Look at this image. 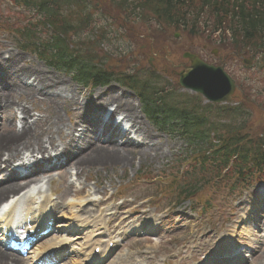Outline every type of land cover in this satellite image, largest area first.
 Masks as SVG:
<instances>
[{"label":"rangeland","instance_id":"1","mask_svg":"<svg viewBox=\"0 0 264 264\" xmlns=\"http://www.w3.org/2000/svg\"><path fill=\"white\" fill-rule=\"evenodd\" d=\"M89 1L91 2V5L88 3L91 7L90 12L93 14V18L89 23L94 25L93 28H95L93 29V35L103 36L105 42L100 47L91 43L92 38H88L91 35L89 30L80 36L78 46H81V39L86 42L87 38L86 44L88 43V47L95 50L92 58L103 62L106 67L121 69V66H124L122 70H131V72L137 66L143 65L148 69V66L151 65L152 70L163 77L166 85L170 87L176 86L179 73L185 67L190 66V62L184 59L186 54L195 55L209 65L219 64L225 68L231 79L236 84L238 83V87H240L233 98V103L234 101L236 105L239 102L243 103L244 99L242 98L249 96L250 101L247 103L246 100L243 103L247 107L245 111L250 114L247 118L246 130H249L253 135H257V137L264 134V103L255 97V92L264 89V87H261L264 86V77L262 78L263 82L259 85L251 80L253 71L258 69L259 65L253 63L254 67L249 70L241 64V60L244 58L242 59L233 52L219 47L218 41L222 39L224 32L214 35L209 34V30L213 27L212 21L209 19L210 10L204 9L205 13L199 18V26L208 23L209 27L201 30L198 37L190 38L183 30L176 31L172 28L168 40L163 35L152 34L153 29L151 27L137 24L138 21H135L129 15L131 17L130 22L124 14L120 15L116 11L108 0ZM5 2L6 0H0V16H4L2 17L3 23H0V56L4 57L5 61L8 60L12 63L13 70L20 72L23 69L36 68L35 70L46 77L64 83L68 88L66 96L78 100L77 102L80 105L91 101L96 95H111L114 88L119 87L117 84H112L105 88L84 89L77 85L72 77L64 71L51 67L45 60L37 56L21 52L17 47L14 36L11 37L8 32H3L1 28L11 31L17 30L18 25L24 26L28 19L25 21L15 20V13L30 17L32 9L17 4L16 6L5 4ZM36 21L34 19V22ZM41 31L44 32L42 29ZM175 34H179V36L176 38ZM224 37H226L225 42H228L229 35L226 33ZM214 52H217V56H214ZM218 58L222 62L218 61ZM3 69L4 64L0 63V74H2L0 81L4 76ZM246 88L249 89V92L246 91ZM114 92L117 93L116 90ZM182 93L195 95L179 87L178 94ZM14 100L17 105L20 101L21 105L28 106L32 109V114L41 116L44 120L46 118V120H49L50 117L53 118L52 108L47 102L39 100L33 102L26 96H19ZM133 102L136 109H138L137 113L155 141L159 142L160 145H164V154H158V161L149 159L141 165L136 160L133 167L128 166L124 170L117 167L106 169L94 167L84 172L78 180L76 177L75 180H71L76 186L74 193L64 198L63 208L68 210L70 198L75 197V204L80 205L75 207L76 210L93 211L97 216L102 214L100 220L103 222L102 228L99 230L88 226L87 234L93 231L95 232L93 238L97 241H103L104 244L111 241L118 245L115 250V252L118 251L116 255L124 256L121 264H163L165 260H172L175 255L178 256L181 251L184 252V262H191L195 260L193 255L194 245H191V249L188 251L181 249L180 246L192 241L195 236L202 239L205 235L210 234L213 236L210 241L208 239L202 240V243L206 244L203 251H207L202 254L205 255L218 246V236L223 235V231L227 230L229 226H235L236 221L240 222L241 225L236 226L237 232L234 240H232L234 242L233 246L238 245L243 252L251 250V254L250 252L248 254V260L251 264H264V238H261L264 237V225L262 226L260 223L256 229L257 220L264 215V206L259 204L248 208L247 204L251 201L247 196L258 187H255L258 185L257 182L264 181V170L259 175L254 169L251 170V182L245 181L249 185L244 186L245 188L234 189L235 192L229 189L230 186L240 187L241 184L232 175L233 181H228V184H224L223 187L220 182L211 180L208 185L206 184L207 186L201 187V192L194 199L187 202L182 198L180 200L177 192H168L170 184L163 181H165L167 175L173 174L176 175L175 177L178 175L180 177V174L184 173L188 166L191 168L196 166V157L189 159L188 154L194 148L182 140L181 137L158 130L143 115L139 101L134 100ZM67 106L68 104L63 109H59V112L64 124L73 126L75 121H79L80 114L79 111L78 114L75 112V107L67 108ZM89 119H93V117L89 116ZM52 122L55 124L58 123V120L53 119ZM81 126H84V124L81 123ZM47 129L42 128L43 131ZM211 138H216L214 133ZM195 144L205 149L209 147L207 143L196 142ZM187 160L188 162L185 163ZM70 172H72V169H64L59 174L52 175L55 180L57 176L61 179L60 184H53L51 192H53L55 198L57 196L56 191L60 192V188L66 180L65 176ZM212 172L214 170L209 169V174ZM52 176H48V178H52ZM149 179H154V182H148ZM220 185L221 189L216 191V187ZM49 189L48 186L47 190L49 191ZM80 189H86L92 194L95 192V197L84 198L82 195L78 197ZM51 192H48V195H51ZM108 198L109 201L103 204ZM89 215L86 217H89ZM124 219H127L123 223L124 226L121 229L116 228L120 221ZM147 225L150 230L156 229L161 231V234L150 236L134 232L136 229L143 230ZM200 230L203 231L200 233ZM118 233L120 236L116 237ZM216 233H218V236ZM56 237H51V241ZM179 260L180 258H175V264Z\"/></svg>","mask_w":264,"mask_h":264},{"label":"trees","instance_id":"2","mask_svg":"<svg viewBox=\"0 0 264 264\" xmlns=\"http://www.w3.org/2000/svg\"><path fill=\"white\" fill-rule=\"evenodd\" d=\"M12 1L32 7L36 13V22L28 20L24 26H17L15 33L22 48L38 54L42 52V57L53 66L66 71L84 85L105 86L111 82H118L138 90L146 105H154V108L148 107L147 110L150 118H163V126L169 121L175 122L176 124L165 127L174 130L195 146L196 142L208 144L209 148L197 146L193 152L200 170L189 167L181 182H179L181 177L165 176L170 184L169 192H177L179 199L187 200L193 197L211 180L220 182L223 186L227 185L228 181H233L235 176L240 183L247 185L249 183L245 181L251 182V170L257 171V175L263 173L264 134L257 137L246 130L250 114L245 111L247 107L243 103L246 100L247 103L250 101L249 96L243 97V103L239 102L235 107H222L203 105L198 97L177 96L171 93L170 96L177 98L179 103H173L169 109L167 107L171 101L169 93L165 91L163 83L160 82L161 78L159 80L155 72L143 65L137 66L132 72L122 70L124 66H121V69L106 67L103 62L92 58L95 50L88 47L87 38L86 42L81 39V46H78L80 36L88 30L91 32L88 37L92 38L91 43L99 47L105 44L103 36L93 35L95 28L89 23L93 18L91 7L88 5L91 3L89 0ZM108 2L130 22L132 17L138 21L137 24L143 26L150 27L154 24L153 32L163 36V33L167 34L174 28L176 31L183 30L190 38L198 37L201 30L209 27L208 23L199 26V18L205 13L204 9L210 10L209 19L213 27L209 34L224 32L222 39L218 41L220 48L239 55L244 53L253 55L259 66L253 71L251 80L258 85L263 82L264 0H108ZM16 18L19 21L26 20V17L20 15ZM2 20L0 16V22H3ZM41 27L48 33L51 32L49 37L48 33L44 34L48 38H41L43 35V32L39 31ZM226 33L229 35L230 43L225 42ZM246 91L249 92V89L246 88ZM255 97L264 103V89L255 92ZM160 112L163 115H160ZM213 133L216 140L211 138ZM208 159H212V163L208 164ZM212 167L215 170L209 174ZM199 183H202V186L199 187ZM229 189L234 190L236 186L231 185Z\"/></svg>","mask_w":264,"mask_h":264},{"label":"bare ground","instance_id":"3","mask_svg":"<svg viewBox=\"0 0 264 264\" xmlns=\"http://www.w3.org/2000/svg\"><path fill=\"white\" fill-rule=\"evenodd\" d=\"M0 63L4 64L5 62L0 60ZM6 69V74L3 72L4 76L0 82V114L3 117L2 123H0V201L11 197L15 198L14 208L11 211L14 212L15 206L19 202L31 201V196L34 193L38 195L44 194L43 196H46L49 194L48 192L52 191L53 184L61 183L59 176L55 180L52 176L53 174H46L41 171L34 174L26 183L17 182L10 178L2 180L4 178V171H8L10 163L14 162V160H31L36 166L39 165L41 167L40 163L42 162L45 165L50 160L48 157L53 153H57L56 156L60 158L63 155H68L70 162H67L65 168L66 170L72 169V172H76L75 177L78 180L81 174L94 167L100 169L117 167L118 169L124 170L128 166L133 167L136 160L141 165L145 160L149 159L158 161V154H164V145H160L159 142L155 141L153 135L137 113L138 109H136L134 102L126 97L128 93L125 90H120L118 86L114 89L119 91V93H112L111 95L103 94L101 96L96 95L91 101L84 102L80 105L77 102L78 100L70 99L66 96L68 88L64 83L46 77L35 70L36 68L23 69L20 72L10 68ZM27 79H32L33 83L27 84V82H24ZM19 96H26L33 102L37 100L47 102L50 108H52L53 118L50 117L49 120H46L47 118L44 120L41 116L31 115L32 109L21 105L20 101L18 105L16 104L14 99ZM128 96L131 95L129 94ZM66 104H68L67 108L75 107V112L78 114L79 111L80 114V117H78L79 121H75L73 126L65 125L59 112V109H63ZM107 105L116 108L114 116L120 115V123L123 121L131 123L130 130L124 138L119 135L117 136L120 129V126L117 125L118 123L115 121L105 122L103 120L100 112ZM16 111L24 116L19 128L14 123ZM88 113L94 114L91 115L93 119H89ZM95 115L99 118L97 121ZM25 118H29L32 122L28 123ZM53 119L58 120V123L53 124ZM93 121H96V124L92 123L90 125L88 123ZM81 123L84 126H81ZM43 127L48 129L43 131ZM97 127H102V133L100 135H97L95 132ZM89 134L94 135V137L92 138ZM107 134H110L109 137L106 136ZM132 141H137V144L133 146ZM119 142H121V145H118ZM36 154L41 155L42 159L39 160L36 158ZM48 176H52V178H48ZM65 179L64 184L60 188V192L56 191L57 196L53 200L54 202H59L57 204V210L63 205L64 198L74 193L75 185L71 182L72 176L68 173ZM42 181H45L44 185H40ZM48 186L50 187L49 191L47 190ZM32 188L34 189L31 190ZM51 193V196L54 197L53 192ZM87 194H90V192H87ZM251 195L255 199V206L259 205L260 203L258 202L261 201L259 191L253 192ZM48 198L50 197H45L46 204L50 205L51 201ZM73 206L77 207L79 204H74ZM78 214L82 216L93 214L92 222L86 218L84 222H78L82 226L77 224L74 226L84 227L86 223H91L94 228H100L102 226L101 223L96 222L99 217H96L93 211L85 212L81 210ZM126 220L124 219L118 224L119 227L117 228L121 229ZM257 221L256 229L261 223V219ZM77 236L78 234L76 237L67 235L68 241H75ZM212 237L208 234L204 238L194 242L197 245L196 248L199 254L203 252V247L206 245L202 243V240L208 239L210 241ZM63 244L64 242L60 243L55 240L38 247L35 252L42 254L51 248H55V245L62 246ZM94 244V240L85 242L82 245L83 253H89L91 246ZM190 244L192 242L188 241L184 243L183 249L188 250ZM99 247V243L93 246L90 257L93 256L94 250ZM2 250L3 247L0 246V264H25L19 257L11 256ZM79 250L72 249L73 252H78ZM40 251L42 253H39ZM103 251L105 254L107 253V251ZM118 258L119 261L117 264H121L124 256H119ZM98 259L103 260L104 257L100 256ZM170 262H173V260H170ZM108 263H111V261L108 260Z\"/></svg>","mask_w":264,"mask_h":264},{"label":"water","instance_id":"4","mask_svg":"<svg viewBox=\"0 0 264 264\" xmlns=\"http://www.w3.org/2000/svg\"><path fill=\"white\" fill-rule=\"evenodd\" d=\"M180 84L215 103H228L235 93V85L221 68L207 66L198 59H193L189 73H181Z\"/></svg>","mask_w":264,"mask_h":264}]
</instances>
